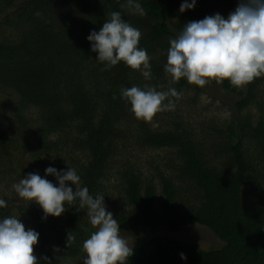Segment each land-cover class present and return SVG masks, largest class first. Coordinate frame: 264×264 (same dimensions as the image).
<instances>
[{
    "label": "trees",
    "instance_id": "1",
    "mask_svg": "<svg viewBox=\"0 0 264 264\" xmlns=\"http://www.w3.org/2000/svg\"><path fill=\"white\" fill-rule=\"evenodd\" d=\"M183 2L139 0L141 14L126 0H89L76 21L60 22L54 0H0V109L16 124L11 133L0 118V183L28 173L45 177L48 166L71 167L93 196L115 192L123 205L115 210L120 227L151 232L132 248L127 264H264V76L240 89L219 83L239 97L240 120L194 121L180 105L186 94L188 107L198 105L202 87L192 95L186 79L170 82L164 72L169 41L188 22L216 13L227 18L240 0H197L181 13ZM113 11L140 30L150 78L123 62L105 69L91 51L87 36ZM134 85L174 87L180 98L171 99L181 109L160 122L136 119L120 98L122 88ZM46 178L58 184L55 176ZM3 200L0 218L20 213L26 230L40 234L34 246L39 261L80 255L93 232L78 205L44 219L35 202L16 207L8 196ZM196 224L222 244L204 249L171 235ZM69 234L75 241L68 245Z\"/></svg>",
    "mask_w": 264,
    "mask_h": 264
},
{
    "label": "clouds",
    "instance_id": "2",
    "mask_svg": "<svg viewBox=\"0 0 264 264\" xmlns=\"http://www.w3.org/2000/svg\"><path fill=\"white\" fill-rule=\"evenodd\" d=\"M197 0H184L179 11L194 9ZM131 9L143 14L139 0H126ZM141 32L122 18L120 11L110 13L99 31L87 36L91 51L98 53L97 60L105 69L123 62L140 71L146 79L151 76V65L146 49L139 47ZM164 72L172 84L181 78L190 84L203 87L211 81L228 80L242 87L255 78L264 76V0H240L227 18L220 13L185 24L179 35L170 39ZM115 98V97H114ZM120 98L128 105L134 117L152 122L158 112L174 108L180 93L173 87L167 91L132 86L120 90ZM167 102L165 103V101ZM45 177L28 173L13 185L19 198L35 202L43 210V218L59 217L66 205H78L85 210L90 225L95 229L82 243L83 264H127L133 249L120 235V224L107 210L104 196L90 194L87 186L80 185V176L73 168L58 170L48 166ZM53 175L58 184L46 178ZM76 186V190L69 186ZM6 202L0 199V207ZM39 233L27 229L15 216L0 218V264H39L34 246ZM75 237L68 235V245ZM181 259L187 260L184 253ZM45 259H47L45 257ZM50 264V262H49Z\"/></svg>",
    "mask_w": 264,
    "mask_h": 264
},
{
    "label": "rangeland",
    "instance_id": "3",
    "mask_svg": "<svg viewBox=\"0 0 264 264\" xmlns=\"http://www.w3.org/2000/svg\"><path fill=\"white\" fill-rule=\"evenodd\" d=\"M89 0H54L55 2V8L54 12L56 13L57 17L60 19V22H67L70 20V17H72L73 21H76V15L78 12H80V9L84 8L85 5L83 2H88ZM82 14L80 17H83ZM8 31H12V28H8ZM190 93L189 94H195L198 92L197 85L190 84ZM243 87V86H242ZM242 87H238L239 89ZM187 94L184 95L183 100L181 102L180 106L185 105L188 110H190L191 115L195 118L194 121H200L203 119V117H213L221 118L225 121H230L233 118H236L237 120H240V115L238 114V110L235 108V103L237 100H239V97L229 91H226L222 88V86L219 83H216L214 81L209 82L205 86L202 87V94L199 98V104L195 105L194 108L188 107V105L185 102ZM190 102V101H189ZM181 109L178 106H174L172 110H164L161 112H158L154 119L157 121H161L162 119L165 120L167 118L168 114H171L177 110ZM186 111V115L189 114L188 110L184 108ZM4 112L0 109V118L3 116ZM3 118H5L6 126L9 128V131L11 133L16 130V124L15 121H13L12 117L9 115H4ZM154 151L153 153H155ZM157 153V152H156ZM162 154V152H159ZM143 156V155H142ZM19 182L18 178H15L11 181L1 182L0 183V199H4L5 196H8L14 203V205L21 206L24 204L23 199L19 198L16 192L14 191L13 185L15 183ZM105 195V193H103ZM106 196V195H105ZM104 201L105 205L107 207L108 211H111L115 218V210L116 208H119L118 210H123V205L120 203L119 198L116 196V193L112 191L111 195L108 196V198H105ZM20 211L19 209H16ZM17 218L21 220L22 223H24L20 213H17ZM92 227V226H91ZM120 235L127 241L130 248H133L140 244L144 239H148L151 236V232L148 229L137 227L135 225H126L125 227H120ZM93 231L95 229L92 227ZM167 233V232H165ZM172 236H177L178 238H181L183 240H188L190 242H195L200 245L201 248L209 249L212 247H216L218 245L222 244V241L214 234V232L209 229L206 226L203 225H191L186 226L182 228V230L176 234H171ZM89 238V236H88ZM87 255L84 254L83 251L80 255L73 257L68 260H64L62 258L53 257L49 258L46 261L41 260L39 261V264H83V256Z\"/></svg>",
    "mask_w": 264,
    "mask_h": 264
}]
</instances>
